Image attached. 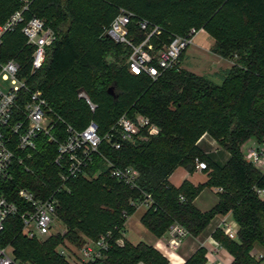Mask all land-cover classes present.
I'll return each instance as SVG.
<instances>
[{"label":"trees","instance_id":"obj_1","mask_svg":"<svg viewBox=\"0 0 264 264\" xmlns=\"http://www.w3.org/2000/svg\"><path fill=\"white\" fill-rule=\"evenodd\" d=\"M23 6L25 19H42L56 39L41 67L32 72L33 47L19 29L7 32L0 61L15 60L26 85L41 91L53 111L73 127L82 129L92 119L100 136L112 137L101 142L86 170L89 178L77 177L58 191L56 213L63 234L28 238L19 218L11 217L0 245L9 244L23 262L72 264L59 253L64 241L79 247L84 238L95 240L110 232L111 246L104 256L82 264H167L144 242L124 238L122 245L114 243L136 211L131 201L139 202L148 193L152 204L140 222L155 237L175 223L197 237L214 216L229 213L237 225L236 238L216 229L213 239L232 256L230 264H262L251 252L256 246L264 250V197L259 195L264 171L244 159L241 147L249 139L264 142V0H0V23ZM121 8L160 25L164 38L191 27L205 30L213 39L211 52L232 65L220 83L180 68L165 70L156 79L130 73L128 50L106 35ZM81 90L96 105L94 111L77 97ZM122 114L145 115L158 131L148 135L141 130L144 139L120 140L111 128ZM203 134L228 152L223 164L197 146ZM113 140H120L118 149L111 146ZM53 151V146H42L29 163L31 172L14 166L5 185L9 200L17 201L19 187L45 196L60 186ZM104 159L136 169V187L110 177ZM195 159L205 163L206 180L196 186L187 180L172 185L170 174L179 166L193 172ZM203 187L219 189L217 203L206 211L192 203ZM206 253L199 246L183 264H207Z\"/></svg>","mask_w":264,"mask_h":264},{"label":"built area","instance_id":"obj_2","mask_svg":"<svg viewBox=\"0 0 264 264\" xmlns=\"http://www.w3.org/2000/svg\"><path fill=\"white\" fill-rule=\"evenodd\" d=\"M26 8L23 6L0 23V45L5 33L19 29L26 43L33 47L30 61L31 71L34 72L43 64L46 50L55 41L56 34L36 16L25 19L23 11ZM197 31L198 29L191 27L181 35L170 34L164 38V29L160 25L136 17L131 11L121 8L106 28V35L128 50L125 62L130 73L156 79L165 70L180 68L179 57L193 42ZM19 74L20 67L15 60L0 61V81H9L7 89L0 86V243L6 221L11 217L19 218L21 229L28 238L42 240L51 235L63 234L65 228L62 231L56 229L57 224L61 223L56 213L58 191L66 188L67 183L77 177L89 178L86 170L93 165L101 142L109 141L112 137V133L100 136L97 124L92 119L82 129L73 127L53 111L41 91L30 89ZM77 97L84 100L89 109L94 111L96 105L84 91H79ZM111 130L117 132L120 140L132 141L136 138L144 139L140 136L141 130L151 135L155 134L158 128L145 115L137 114L131 118L122 114ZM120 140L111 141V146L118 149ZM42 146H53L55 149L52 164L57 168L56 177L60 186L45 196L19 187L15 189L17 201L9 200L5 195V185L13 178L14 166L31 172L29 163L35 156L40 155ZM243 157L264 171V142H255L247 147ZM104 163L110 177L131 188L136 187V169L131 166L117 167L107 159H104ZM195 167L203 170L206 166L204 162L195 159ZM259 195L264 197V191H259ZM131 204L136 209H146L151 206L152 198L150 194L143 193L141 201H131ZM221 230L229 238H236L237 225L234 220L225 221ZM168 231L171 235L170 248L178 247L188 235L186 230L176 223L171 225ZM124 232L125 229L121 230L120 236L114 240L116 245L123 244ZM111 238L110 232L95 240L86 238L82 245L77 247L79 257L83 262L101 259L111 246ZM215 245L216 250L206 253V258L207 255L211 257L207 264H222L217 253H214L222 247L217 242ZM71 249L69 245H64L59 253L69 259L74 256ZM251 255L264 264V252L254 250ZM0 264L33 263L15 258L12 247L7 244L0 245Z\"/></svg>","mask_w":264,"mask_h":264},{"label":"crops","instance_id":"obj_3","mask_svg":"<svg viewBox=\"0 0 264 264\" xmlns=\"http://www.w3.org/2000/svg\"><path fill=\"white\" fill-rule=\"evenodd\" d=\"M229 62L227 65L230 67V60L226 59ZM228 67V68H229ZM256 142L255 139H249L242 145V151L246 146H251ZM197 146L202 149L205 153H207L214 161L219 164H223L228 158V152L222 149L217 142L210 137L208 134H203L199 140L197 141ZM206 173L203 170H199L195 167L193 172H188L184 167H177L168 177L169 182L174 186H179L184 180H187L192 185L196 186L198 184L203 183L206 180ZM217 189L203 187L193 198V205L201 210L206 211L211 209L218 201ZM145 209H143L144 211ZM140 212V216L143 213ZM136 212V211H135ZM134 212V213H135ZM133 213V214H134ZM132 214V215H133ZM131 215V216H132ZM129 218L126 220L125 228L128 223ZM233 220L229 213L227 214H217L214 216L205 229L197 236L192 237L187 235L181 242V244L176 248H170L169 241L171 235L169 231L165 232L161 237H155L152 233L149 232L146 240H139L137 242H131L125 235L124 238L130 241L133 244L138 242H144L153 248H155L158 252H160L167 260V264H183L187 258L199 247L204 246L207 251H214L217 249L215 241L212 237L213 232L216 229H221L223 223L225 221ZM141 223V222H140ZM142 224V223H141ZM146 228V227H145ZM218 243V242H217ZM216 248V249H215ZM255 249L257 251L264 252L262 248L256 246ZM217 257L222 262V264H230L232 261V256L223 248H218ZM210 256L207 255V260H210Z\"/></svg>","mask_w":264,"mask_h":264},{"label":"rangeland","instance_id":"obj_4","mask_svg":"<svg viewBox=\"0 0 264 264\" xmlns=\"http://www.w3.org/2000/svg\"><path fill=\"white\" fill-rule=\"evenodd\" d=\"M212 43L213 39L205 30H198L193 38V42L186 48L182 57L179 59L178 65L180 69L189 70L195 74L206 76L215 83H220L221 77L229 67L227 65L229 62L211 52ZM230 62L232 65L231 60ZM0 86L3 89H7L9 81H0ZM247 147L248 146H246L244 150ZM143 209V207L136 209V212L129 217L126 225L124 235L131 242L146 240L149 235V232L139 221V215ZM56 229L62 231L64 229L63 224L58 223ZM85 239L86 238H84V240ZM64 245H69V247L72 248L71 250L74 256L68 259L72 264L84 263L79 257L77 247L74 244L64 241Z\"/></svg>","mask_w":264,"mask_h":264}]
</instances>
